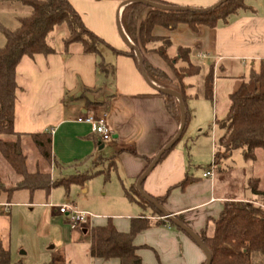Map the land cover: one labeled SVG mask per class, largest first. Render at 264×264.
Wrapping results in <instances>:
<instances>
[{
    "label": "crops",
    "instance_id": "crops-1",
    "mask_svg": "<svg viewBox=\"0 0 264 264\" xmlns=\"http://www.w3.org/2000/svg\"><path fill=\"white\" fill-rule=\"evenodd\" d=\"M68 1L88 30L112 48L121 52L129 51L118 31L117 19L120 23L123 8L133 0ZM156 1L176 7L207 9L220 0ZM247 5L251 11L241 13L228 25L214 29L200 26L193 32L186 24H179L173 31L160 26H155L151 31L155 39L169 41L170 45L165 51L169 59L177 57L179 49H187L189 63L199 68L197 75L183 79L186 102L192 99V79L199 77L203 87L204 78L212 68L213 99L210 102L215 119L218 120L227 114L231 105L230 96L248 82L251 72L257 71L264 61V8L253 0H248ZM148 12V8L142 12L138 24L144 21ZM121 29L125 34L122 26ZM51 36L54 54L35 55L33 58L24 56L16 67L14 132L26 135L50 133L52 155L59 164L58 169L51 171L52 178L61 172L79 174L87 171L99 157L112 158L115 164L112 173L117 176L123 192L124 187L132 185L140 176L147 160L154 158L176 134L179 126L165 109L161 94L144 80L136 63L137 58L135 62L127 55L115 56L110 51H103V62L113 68L112 76L106 75L97 69L99 58L83 54L81 45L73 43L64 47L63 40L68 36L64 25L56 27ZM159 44L158 41L147 43L140 52L150 65L174 80L173 66L153 51ZM183 66L186 64L181 60L174 63L175 68ZM86 112L106 114L112 130L109 144L100 145L99 138L82 122ZM187 114L191 117V113ZM187 144V140L176 144L148 174L141 188L150 197H162L171 189L163 208L196 234L206 227L207 234L211 235L212 232L209 234L208 231H213V224L210 223L218 218L223 203L234 202V199L216 195L213 176L203 178L204 172L192 174L186 161ZM259 150H256V154ZM100 168L104 170L106 164H99L94 169ZM186 176L191 178V183L184 189L176 187ZM14 205L17 204L0 203V244L9 251L13 262L10 207ZM21 205L30 206L33 203ZM139 206L146 214H137L135 218L145 215L148 219H154L150 208ZM46 208L52 217L57 216ZM62 217L64 223L69 225L66 216ZM131 219H127L125 224L115 220L113 224L118 231L128 232ZM91 220L88 219L86 228L72 230L76 234L71 240L72 244L85 243L83 255L86 264H119L117 259L103 261L89 256V229L106 222L104 220L103 223L92 225ZM133 243L141 247L138 255L142 264L205 263V256L195 241L184 232L170 228L167 223L139 232ZM48 249L52 250L53 247ZM154 253L159 261L155 259ZM19 255L24 256L26 253L21 251ZM75 256L72 254L71 258ZM52 263L66 264L64 260L56 261V258Z\"/></svg>",
    "mask_w": 264,
    "mask_h": 264
},
{
    "label": "trees",
    "instance_id": "trees-1",
    "mask_svg": "<svg viewBox=\"0 0 264 264\" xmlns=\"http://www.w3.org/2000/svg\"><path fill=\"white\" fill-rule=\"evenodd\" d=\"M21 4L30 9L28 16L18 18V27L9 30L0 26L5 43L0 48V136H27L31 139L40 156L58 167L52 155L51 135L42 132L35 134H21L14 132V107L16 102L17 84L15 70L22 57L33 58L35 55L48 56L55 53L52 43V32L58 26L67 28L68 36L63 40L67 48L70 44L81 45L83 54L94 55L99 58L97 69L112 76V65L106 64L102 59L103 51H110L115 56L127 55L136 62L133 50L121 52L112 48L103 39L96 36L84 25L80 15L68 0H19ZM159 5L172 6L156 0H147ZM248 0H226L219 7L205 12L168 11L149 8L141 3L126 5L121 13L120 23L131 43L140 51L147 43L160 42L153 49L166 62L173 66L175 79L172 80L163 71L153 67L140 52L143 70L146 76L158 86L177 93L185 106L186 95L183 79L195 76L199 68L188 61V50L179 49L178 56L169 59L165 51L169 47L168 40L155 39L151 31L155 26H160L168 31H173L179 24H186L193 32L200 26L214 29L225 26L241 13L251 11L247 5ZM148 8L149 12L144 21L138 24L142 12ZM181 60L186 66L174 67V63ZM138 64V62H136ZM204 97L208 101L213 99V71L212 68L204 78ZM165 109L180 124L179 103L173 96L161 94ZM231 105L227 114L222 119H215L214 126L221 132V136L214 143L212 165L219 167L221 163L240 152L245 161H255L256 150L264 152V61L260 63L257 71H252L249 80L230 96ZM188 114L186 113V123ZM186 128V124H185ZM185 128L182 132L181 140ZM174 137V136H173ZM172 137V138H173ZM171 138V139H172ZM170 139V140H171ZM169 140V141H170ZM176 143V144H177ZM175 144V145H176ZM102 145V143H100ZM174 145V146H175ZM173 146V147H174ZM172 150L165 152L159 159L160 163ZM19 142H3L0 140V153L11 166L14 173L20 178L12 187H6L0 181V203L13 204L20 194L32 204L36 196L42 195L48 199L52 189L62 186L68 189L71 184H79L92 177L94 174L106 173L115 170L112 158H97L93 162L96 168L99 164H106L104 171H97L90 175L87 171L83 174L69 178L53 179L49 173L27 170L25 159L19 155ZM154 158L147 160V165L140 174L145 172ZM139 176V177H140ZM123 188V193L130 202H137L143 208L152 210L153 220L140 215L130 220L128 232L118 231L111 219L104 225L93 226L89 229V256L91 258L108 261L117 259L119 264H142L138 255L141 248L133 243L136 234L153 226H163L166 223L170 228H176L148 201L144 200L136 189V182ZM191 183V178L186 176L176 187L184 189ZM259 180L249 179L247 189L255 197H264V191L258 189ZM171 192L168 189L162 197H152L163 206ZM135 196L140 201L135 200ZM178 219V218H177ZM213 231L211 235L206 232V227L200 231L199 238L211 253V264H264V208L255 202H224L217 219L212 220ZM0 264H20L13 262L8 250L0 244ZM49 264H53L50 262Z\"/></svg>",
    "mask_w": 264,
    "mask_h": 264
},
{
    "label": "rangeland",
    "instance_id": "rangeland-1",
    "mask_svg": "<svg viewBox=\"0 0 264 264\" xmlns=\"http://www.w3.org/2000/svg\"><path fill=\"white\" fill-rule=\"evenodd\" d=\"M253 1L264 8V0ZM29 13L30 9L19 0H0V26L3 28L14 30L18 27V18L26 17ZM4 43L5 39L0 31V48ZM192 81L194 83L191 91L192 99L186 102L187 113H191V117L188 114L185 132L177 143L179 145L185 140L188 141L185 155L192 174L197 175L212 168L214 188L218 197L234 199L233 203L255 202L264 208V197H255L247 189L248 180L254 178L259 180L258 189L264 191V152L260 149L255 161H245L242 154L236 152L219 167L212 165L214 143L221 136V132L214 126L212 104L204 97L201 79L196 77ZM0 140L19 142L18 153L25 159L27 170L31 173L39 171L51 175L53 169L59 168L40 156L29 137L0 136ZM97 171L104 170L94 167H88L87 170L90 175ZM83 173L85 171L79 174ZM77 174L71 171L61 172L53 176V179L69 178ZM19 180L20 178L0 153V181L6 187H12ZM24 197L19 194L14 201L17 205L10 207L13 228L12 260L20 264H49L55 258L58 262L64 260L66 264H86L83 255L85 243L81 241L77 245L72 244L71 240L74 239L75 232H72L70 225L64 223V218L58 213L56 217H52L50 210L46 208L47 204L54 206L70 204L90 215L92 225L103 223L107 219H111L112 223L116 220L120 224H125L127 219L135 218L137 214H146L139 203L130 202L121 192L117 176L112 172L109 176L106 173L94 174L82 183L71 184L68 189L62 186L55 187L47 200L42 195L35 196L33 205L30 206L21 205L28 202ZM135 200L140 201L137 196ZM85 226L82 229L86 228ZM208 232L211 234V229ZM80 233L84 235L82 231ZM51 246L53 249L49 250ZM73 249L80 252H73ZM21 251L26 255L20 256ZM72 254L76 255L73 259ZM153 255L159 261L157 254ZM68 261L72 262L68 263Z\"/></svg>",
    "mask_w": 264,
    "mask_h": 264
},
{
    "label": "water",
    "instance_id": "water-1",
    "mask_svg": "<svg viewBox=\"0 0 264 264\" xmlns=\"http://www.w3.org/2000/svg\"><path fill=\"white\" fill-rule=\"evenodd\" d=\"M226 0H220L218 3H216L215 5H213L212 7H209L207 9H191V8H185V7H176V6H165V5H159L156 3H152L149 2L147 0H133L131 1V3L137 2V3H141L143 5L148 6L149 8H153V9H161V10H168V11H189V12H205L214 8L219 7L223 2H225ZM117 27H118V31L125 43V45L128 47L129 50H133L136 58H137V62H138V68L144 78V80L147 82V84L153 88L155 91H157L160 94H164V95H168V96H173L174 98H176V100L179 103V108H180V124L178 127V130L176 132V134L174 135V137L157 153V155L154 157L153 161L151 162V164L148 166V168L145 170V172L139 177V179L136 182V189L139 192V194L141 195V197L148 201L150 204H152L158 211L159 213L162 215V217L164 219H167L170 223H172L176 228L180 229L182 232H184L185 234H187L188 236H190L195 243L197 244V246L201 249V251L203 252L204 256H205V263L204 264H211V253L209 252V250L205 247V245L203 244V242L201 241V239L199 238V236L193 232L191 229H189L184 223H182L179 219H177L175 216L169 214L164 208L163 206H161L160 204H158L152 197H150L149 195H147L143 189L141 188L144 180L146 179V177L148 176V174L154 169V167L157 165L160 157L167 151H169L171 148H173V146L177 143V141L180 139L182 132L185 128V124H186V113H185V106L182 102L181 97L171 91V90H167L164 89L160 86L154 85L153 83H151L146 74L144 73L143 70V63H142V58H141V54L140 51L132 44L130 43V41L127 39V37L125 36V34L123 33L120 23L117 19ZM100 149H102V147H100Z\"/></svg>",
    "mask_w": 264,
    "mask_h": 264
},
{
    "label": "built area",
    "instance_id": "built-area-1",
    "mask_svg": "<svg viewBox=\"0 0 264 264\" xmlns=\"http://www.w3.org/2000/svg\"><path fill=\"white\" fill-rule=\"evenodd\" d=\"M82 122L90 127L91 132L99 138L100 143L103 145L109 144L112 141V130L109 127L105 113L95 115L94 113L86 112L82 118ZM212 176V168L203 173V178H211ZM46 206L51 209L52 212L58 213L61 216H66L71 230L82 229L91 217L70 204H62L59 206L47 204Z\"/></svg>",
    "mask_w": 264,
    "mask_h": 264
}]
</instances>
